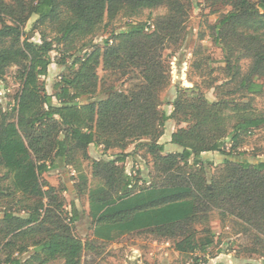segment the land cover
<instances>
[{
	"label": "trees",
	"instance_id": "trees-1",
	"mask_svg": "<svg viewBox=\"0 0 264 264\" xmlns=\"http://www.w3.org/2000/svg\"><path fill=\"white\" fill-rule=\"evenodd\" d=\"M207 1L231 6L220 21L223 29H253L250 34L231 31L251 53L253 63L243 72L239 57L234 66L228 59L236 91L225 92L216 101L197 86L177 85L174 100L168 102L173 110L168 113L160 108V95L171 84V55L166 51L179 45L185 34L184 0H0V81L13 66L19 68L22 80L13 108L16 120L10 119L0 103V172L4 170L0 195H20L21 210L27 213L4 211L0 215V264H28L33 259L45 264L58 258L64 264H81L88 244L74 235L68 223L80 220L81 214L73 205L63 218L60 189L41 179L36 160L49 161V168L71 165L77 152L89 158L91 144L102 146L105 157L93 164L95 176L106 184L92 195L89 205L96 239L112 242L150 228L172 236L218 208L222 219L236 218L264 250V160L232 159L241 157L238 149L245 137L264 127V116L253 107L254 97L264 90L263 83L255 80L264 75V0ZM161 7L167 12L154 23L132 19L145 9ZM121 13L131 19L126 28L106 38L103 47L89 40L76 50L75 54L86 51L83 56L73 54L71 73L54 84L53 95L48 94L41 76L54 63L67 64L64 55L60 60L53 58L57 45L74 49L69 45L97 32L105 17L107 26ZM33 15L39 24L51 25L56 36L43 33L40 42L32 41L23 27ZM6 16L11 23L4 20ZM101 63L105 70L123 76L135 69L131 73L139 71L140 81L127 89L100 84L97 68ZM238 93L241 98L230 97ZM170 120L188 125L178 127L171 136L170 142L182 151L166 154L160 140ZM226 139L231 142L228 151ZM132 144L136 149L145 147L154 157L157 171L164 176L161 180H147L149 186L135 183L136 170L133 167L131 173L126 168ZM114 149L118 152H111ZM212 151L227 158L225 166L209 177L202 155ZM4 179L9 182L5 188L1 186ZM80 180L86 184L88 177L81 174ZM34 229L45 236L24 261L17 255L28 253L29 247L17 240L29 237ZM214 242L212 232L197 237L198 247ZM199 263L198 259L194 262Z\"/></svg>",
	"mask_w": 264,
	"mask_h": 264
},
{
	"label": "rangeland",
	"instance_id": "rangeland-1",
	"mask_svg": "<svg viewBox=\"0 0 264 264\" xmlns=\"http://www.w3.org/2000/svg\"><path fill=\"white\" fill-rule=\"evenodd\" d=\"M5 1L7 3L12 2V0ZM184 1L188 13L184 23L185 34L179 45L173 44L166 51V54L171 55V84L160 95L162 100L160 108L168 113L173 110L172 105L168 102L174 100L177 85L182 87L197 86L199 91L205 94L209 100L216 101L223 97L225 92L236 91L237 83L236 81L231 82L230 74H228V59L234 66L239 57V65L243 72H248L253 63V59L250 57L251 53L245 49V45L238 43L237 38L231 32L237 31L238 33L250 34L254 32L253 29L233 30V27H230L227 30L220 26L222 17L232 10L229 4H212L207 0ZM166 12L165 7L145 9L140 16L132 19L149 20L154 23L158 16H162ZM37 18V15H33L23 27L31 40L40 42L43 33L54 38L56 35L51 25H41L37 22ZM4 20L11 23L8 16ZM130 20L129 17L121 13L105 26L108 22L107 17H105V24L97 32L87 39L78 40L75 44L69 45L70 48L74 49L69 50L64 43L57 45L52 52L53 58L60 60L64 55L67 64L59 67L54 63L50 66L48 73L41 76L44 90L50 95L55 93L54 84L60 81L63 75L71 73V62L74 56H83L86 51L75 54L76 50L84 46L89 40H93L94 43L103 47L104 40L125 29ZM73 54L75 55L73 56ZM179 60H182V62L179 63ZM134 70L130 69L129 73L123 76L122 74L113 73L112 70H105L102 63L97 68L98 75L101 78L100 84L106 82L107 85L115 84L125 89L140 81L136 77L139 71L134 74L131 73ZM262 74L257 75L255 80L264 85V75ZM21 89L22 80L19 68L13 66L8 69L6 75L0 81V103L12 120L17 118L13 108L17 104V96ZM241 96V93L230 95V97L237 98H241ZM244 100L249 102L247 97ZM53 103L58 104L55 97H53ZM253 107L264 116V90L262 94L254 97ZM180 125L186 127L188 124L181 123ZM178 126L177 124L176 129ZM160 142H164L162 138ZM225 142L224 148L228 151L231 142L229 139H226ZM172 148L171 150L165 147V153L175 151L176 147ZM111 152H118V150L114 149ZM128 152L130 154L126 159V168L130 172L136 170L135 183L138 182L140 186H145V184L149 186L147 180L159 181L164 177L157 171L154 165V157L147 153L145 147L136 149V145L132 144L128 147ZM238 152L241 157L238 159L233 157L232 159L264 160V127L256 129L252 135L246 136ZM210 154L202 155L203 162L208 167L209 177L213 173H217L218 168L225 166L227 158L226 155L220 152ZM33 156L35 157V155ZM95 156L105 158L97 153L95 154V152L94 156L89 155V158H84L81 152H77L74 154L73 164H61V166L51 168H49V161L36 160L37 169L41 172V179L60 189V197L64 201L63 218L71 212L73 205L81 214V219L73 224L66 221L72 225L74 235L88 244V248L83 253L81 264H194L196 259L200 262L199 264H264L263 248L257 245L253 238L248 236V233L244 232L243 227L237 223L236 218L222 219L221 210L218 208L209 211L208 218L191 222L186 224L183 229L175 230L172 236H167L160 230L150 228L122 236L112 242L96 239L93 236L94 225L89 213V205L92 195L99 192L106 184L102 177L94 174ZM190 162L192 163L193 160ZM136 163L141 166L139 169L136 168ZM3 174L4 170L1 169L0 176ZM81 174L88 177L86 184L81 183ZM8 184L9 182L6 179L1 182L3 188ZM64 187L67 188L66 191H63ZM19 197L20 195H16L15 198H10L7 194L0 195V215L4 211L26 215L27 213L21 210L22 203L18 201ZM45 201L47 200L45 199ZM206 232L215 233V242L207 247H198L197 237ZM44 236L45 233L34 229L29 237L17 240L19 245L29 247L28 253L17 256H23L24 261L28 259L36 250L35 244ZM28 264H40V261L33 259ZM45 264H64V260L58 258Z\"/></svg>",
	"mask_w": 264,
	"mask_h": 264
},
{
	"label": "crops",
	"instance_id": "crops-1",
	"mask_svg": "<svg viewBox=\"0 0 264 264\" xmlns=\"http://www.w3.org/2000/svg\"><path fill=\"white\" fill-rule=\"evenodd\" d=\"M176 127H177V123L174 121V120H170L166 126V130H165V134L163 135L162 139H163V143H165V147L168 149H173L172 147H176L175 148V151L173 152H177V151H181V148L175 144H172L170 141H171V136H172V133L174 131H176ZM178 127H182L181 125H179ZM94 152L95 154L97 153L99 156H103V148L102 146H97L95 144H91L89 146V155H92L94 156ZM214 151L212 152H205L204 154H207V153H213ZM203 154V155H204ZM211 155V154H210ZM95 159H98L99 157H94ZM128 163V162H127Z\"/></svg>",
	"mask_w": 264,
	"mask_h": 264
},
{
	"label": "built area",
	"instance_id": "built-area-1",
	"mask_svg": "<svg viewBox=\"0 0 264 264\" xmlns=\"http://www.w3.org/2000/svg\"><path fill=\"white\" fill-rule=\"evenodd\" d=\"M137 168V167H136ZM132 173V172H131ZM133 173H135V172H133Z\"/></svg>",
	"mask_w": 264,
	"mask_h": 264
}]
</instances>
